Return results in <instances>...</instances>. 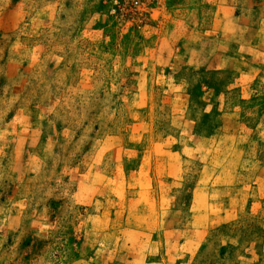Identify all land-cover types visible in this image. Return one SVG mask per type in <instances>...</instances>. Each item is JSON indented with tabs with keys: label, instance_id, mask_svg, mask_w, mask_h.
<instances>
[{
	"label": "rangeland",
	"instance_id": "1",
	"mask_svg": "<svg viewBox=\"0 0 264 264\" xmlns=\"http://www.w3.org/2000/svg\"><path fill=\"white\" fill-rule=\"evenodd\" d=\"M0 264H264V0H0Z\"/></svg>",
	"mask_w": 264,
	"mask_h": 264
},
{
	"label": "crops",
	"instance_id": "2",
	"mask_svg": "<svg viewBox=\"0 0 264 264\" xmlns=\"http://www.w3.org/2000/svg\"><path fill=\"white\" fill-rule=\"evenodd\" d=\"M192 232H195V230L194 231H192ZM186 243H188V242H186ZM186 243L184 242V243H182V245L181 246H184V245H186Z\"/></svg>",
	"mask_w": 264,
	"mask_h": 264
}]
</instances>
